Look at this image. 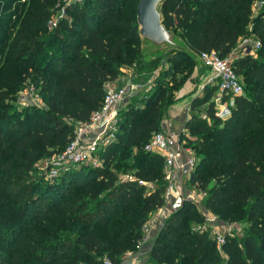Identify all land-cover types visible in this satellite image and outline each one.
Here are the masks:
<instances>
[{
	"label": "trees",
	"instance_id": "trees-1",
	"mask_svg": "<svg viewBox=\"0 0 264 264\" xmlns=\"http://www.w3.org/2000/svg\"><path fill=\"white\" fill-rule=\"evenodd\" d=\"M138 1L85 0L49 28L61 0H0V264H101L104 257L119 264L139 249L143 226L164 206V159L144 146L161 130L174 88L166 76L175 82L193 63L175 51L141 62ZM255 2L167 0L162 7L164 26L197 55L227 57L249 35L260 48L232 62L243 94L221 96L229 104L223 116L213 84L191 105L184 129L192 137H179L195 159L187 186L219 221L243 224V234L226 236L218 250L208 232L193 229L204 217L185 200L156 235L149 264H264V9L254 14ZM161 61L152 90L122 110L101 167L45 184L33 178L34 166L63 151L75 125L100 108L105 85L122 68L142 73ZM31 90L38 104L21 106L19 95ZM205 104L206 118L194 115ZM126 173L136 180L121 183Z\"/></svg>",
	"mask_w": 264,
	"mask_h": 264
},
{
	"label": "built area",
	"instance_id": "built-area-1",
	"mask_svg": "<svg viewBox=\"0 0 264 264\" xmlns=\"http://www.w3.org/2000/svg\"><path fill=\"white\" fill-rule=\"evenodd\" d=\"M84 0H61L57 5L55 18L49 22V28H55L59 20L66 18V8L75 4L83 3ZM1 4V3H0ZM254 13L264 9V1L255 2L253 4ZM245 44L250 45L252 51L260 48V42L257 39L245 40ZM202 66L210 71L209 82L214 83L218 88L219 100L222 95L230 98L238 97L243 94V85L240 78L234 72L232 62L233 59L229 55L220 57L216 52L211 51L199 55ZM143 88L133 82H127L123 85H117L109 82L105 85V96L100 108L94 111L88 121L75 125L73 136L66 148L59 154L49 159L45 166V176L49 182L57 180L59 177L82 167L99 168L103 165V154L106 149L117 141L120 132V126L123 122L121 116L122 110L125 109L130 99L134 97H145L146 92ZM222 115V111L218 113ZM147 153L158 154L164 159L165 179L168 185L164 192L165 204L158 212L156 219L166 220L170 214L181 208L185 200H193L195 196L189 194L184 196L182 191L178 189L175 178H173V170L178 163L186 158L189 169L193 168L195 159L191 156L192 152L184 147L172 146V136L163 131L152 135L149 142L144 146ZM121 183H129L136 178L129 173L121 174L119 177ZM146 186V183L139 182ZM203 196V195H202ZM210 222V220H207ZM153 221L149 220L143 226L142 241L149 240ZM196 231L204 232V228L199 226L194 228ZM217 248L220 250L224 244L225 236L214 233L213 238ZM141 243H139L140 248ZM101 264H114L110 259L104 257ZM121 264H140L139 257L127 260Z\"/></svg>",
	"mask_w": 264,
	"mask_h": 264
},
{
	"label": "rangeland",
	"instance_id": "rangeland-1",
	"mask_svg": "<svg viewBox=\"0 0 264 264\" xmlns=\"http://www.w3.org/2000/svg\"><path fill=\"white\" fill-rule=\"evenodd\" d=\"M257 2H261V0H257ZM73 5H79V3H75ZM53 18H55V17H53ZM156 60H158V59H155V60L148 63L145 61V58H142L141 62L145 65H149ZM192 63L193 64L188 66L189 69H185L176 75V81L175 82L171 81V76H169V75L166 76V79H167L166 83L170 84L174 88L171 90V92H172L171 98L169 99V102L167 103V105L164 108L162 122L164 121V119L169 122L170 115L179 114L178 112L181 109H178L177 108L178 106H180L179 108L183 107V110L181 111L182 113L184 112L185 107L189 106V116L191 119V117L193 116L192 111H191V105L192 104L198 105L199 104L198 99L203 97V92H204L205 88L209 87V86H213L214 83L209 82L208 70H206L203 66L196 69V67H197L196 63L193 60H192ZM163 65H164V63H163V61H161L155 70L142 72V73H138L136 71V66H134L132 68H122L119 72L117 81L122 82L123 80L131 79V78L132 79H139L140 82L145 83V84H148L150 82L151 85L154 87V85H155L154 83H155V81L159 75V69H161V67H163ZM164 66H166V65H164ZM240 81H242V80L240 79ZM217 97H218V91L212 97V99H213L212 102L215 105V110H216L217 115L220 116L218 113L222 111V114H223L226 111L229 104L227 105L226 103H221V98L218 100ZM227 97H229V96H227ZM19 98H20L19 101H21L20 102L21 106H26L29 103L30 104L37 103L36 101H38V98L35 96V94L32 90L29 92H22L19 95ZM206 108H207V104L198 106V111H194V115H197V116L205 119L206 118V113H205ZM177 109H178V111H177ZM179 116H180V114H179ZM221 116H223V115H221ZM190 119H187L185 121L184 126ZM174 127H175L174 129L179 128V124H175ZM183 130H185L184 127H183V129L182 128L180 129V135L185 134L186 136L192 137V136L188 135V132L183 131ZM160 131H162V130H160ZM180 135H175L172 137V146L175 147V146L179 145L180 147H184L186 149L191 150L189 147H187L185 145L186 144L185 141L180 140V138H179ZM191 152H192L191 156H193L194 153L192 150H191ZM132 155H134V152L132 153ZM49 159H50L49 157H46V158H43L42 160H40L34 166V170L32 173L33 178L35 180H41L40 183H43V184L49 182V180L45 176V170H44ZM127 162H129V160H127ZM191 170H192V168L189 169L187 159L183 158L178 163L177 167L174 168L173 178H175L174 183H176L178 189H180L183 192L182 194L184 196H187V195L192 194V193H193V195H197L194 197V199L191 202H192V204H194L195 210H197L201 214V216L204 217V219L201 223L192 225L193 229L198 227V226L200 228H204L205 232H208L210 238H212V239L214 238L215 232L219 233L220 235H224L225 237L231 236V235H233V233L234 234L236 233L237 235L241 236L243 234V229H244L243 224H241V223L240 224H238V223H232L231 224V223L219 221L217 216L206 212V210L203 207L204 206L203 205L204 195L202 193L196 191L195 189H191L187 186V180H188L189 173ZM164 171H165V168H164ZM132 175H134V174H132ZM167 185H168V182H167ZM146 186L150 187V185L148 183H146ZM158 210L153 212V214L157 213ZM149 220H151V219L149 218L147 221H149ZM207 220H210V222H207ZM162 226H163V224H162ZM155 237L154 238L151 237L149 240H146L144 242H141L142 241L141 240L140 241L141 245H140L139 249H142V247H144V246H148L149 243L151 245H153ZM149 251L150 250H146L142 254L140 252H138V250L136 252L135 251L130 252V254H126V255L122 256L119 264H121L127 260H132L134 257L135 258L139 257L140 264H149V261H148L149 260ZM220 253H221V256L224 258V255L222 254V252H220ZM221 264H224V263L221 262Z\"/></svg>",
	"mask_w": 264,
	"mask_h": 264
},
{
	"label": "water",
	"instance_id": "water-1",
	"mask_svg": "<svg viewBox=\"0 0 264 264\" xmlns=\"http://www.w3.org/2000/svg\"><path fill=\"white\" fill-rule=\"evenodd\" d=\"M167 0H139L136 6L137 33L140 39L142 58L146 62L159 59L169 52H181L202 66L199 55L163 24L162 7Z\"/></svg>",
	"mask_w": 264,
	"mask_h": 264
},
{
	"label": "crops",
	"instance_id": "crops-1",
	"mask_svg": "<svg viewBox=\"0 0 264 264\" xmlns=\"http://www.w3.org/2000/svg\"><path fill=\"white\" fill-rule=\"evenodd\" d=\"M248 38H250L251 40L256 39L253 35H249V36L241 38L238 41L236 47L229 54L232 57L233 61L235 59L241 57V56H245V55H248V54L256 57V51H252L250 45L245 44V40L248 39ZM208 72H209V79H210L211 74H210V71H208ZM127 82H133L135 84L140 85L143 88V90H145L144 92H146V93L149 90H152V87H153L150 82L148 84H145V83L140 82L139 79H132V78L123 80L122 82L115 81L113 83H115L117 85H123V84H125ZM179 107L180 106H178L177 108L181 109L178 112L180 114V116H179V114L170 115L169 122L164 119V121L161 123V130L163 132H165L166 134L172 136V137L175 136V135H180V129L181 128L183 129V127L185 128V126H184L185 121L187 119H190L189 106L185 107L183 113L181 112L183 110V107L182 108H179ZM178 109H177V111H178ZM175 124H179V128L174 129L175 128L174 127ZM183 131H185V130H183ZM158 216H159V212L158 211H157V213H154V214L152 213L149 216V218L153 221V225L151 227V232H150V237H152V238H154L158 234V232L162 228V224L165 223V220L162 219V218H160L159 220L156 219ZM151 246L152 245L149 243L148 246H144V247H142V249H138V252H140L142 254L144 251L150 250Z\"/></svg>",
	"mask_w": 264,
	"mask_h": 264
}]
</instances>
